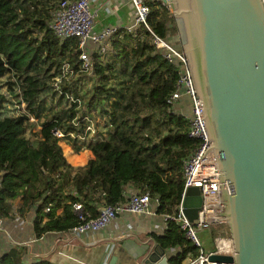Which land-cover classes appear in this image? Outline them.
<instances>
[{"label": "trees", "instance_id": "obj_1", "mask_svg": "<svg viewBox=\"0 0 264 264\" xmlns=\"http://www.w3.org/2000/svg\"><path fill=\"white\" fill-rule=\"evenodd\" d=\"M53 1L0 0V78L15 77L27 104L24 113L5 115V96L0 92V219L9 217L13 204L20 200L17 213L23 218L33 211L36 238L46 232H66L79 223L74 202L82 203L87 219L95 218L103 205L123 201L127 183L157 198V214L175 215L184 186L183 159L198 140L188 135L187 117L175 112L169 101L178 71L155 51L147 31L128 50L132 34L120 29L111 40L113 59L103 63L94 55L97 64L92 73L98 85L86 99L89 105L115 99L108 111L109 138L87 143L92 158L84 166H72L51 134L52 127L60 126L59 117L42 124L35 144L28 138L29 117L39 116L42 104L37 98L47 89V77L58 74L63 60L77 71L76 41L59 40L49 27ZM146 3L151 8L147 20L154 32L162 37L176 33L167 2ZM127 72L131 87L113 93L115 86L108 80L120 82ZM63 90L77 94L75 86L64 85ZM69 113L68 126L75 129L70 120L76 112L70 109ZM180 224L169 218L161 234H150L164 249L178 248L170 256V264H184L199 253ZM201 235L210 240L213 236L206 231ZM26 255L25 245L13 244L0 254V264H55L45 258L28 262Z\"/></svg>", "mask_w": 264, "mask_h": 264}, {"label": "water", "instance_id": "obj_2", "mask_svg": "<svg viewBox=\"0 0 264 264\" xmlns=\"http://www.w3.org/2000/svg\"><path fill=\"white\" fill-rule=\"evenodd\" d=\"M161 1L172 7L202 103L235 251L208 260L264 264V0ZM181 204L195 220L199 188H186ZM147 252L142 264L169 263L159 243Z\"/></svg>", "mask_w": 264, "mask_h": 264}, {"label": "built area", "instance_id": "obj_3", "mask_svg": "<svg viewBox=\"0 0 264 264\" xmlns=\"http://www.w3.org/2000/svg\"><path fill=\"white\" fill-rule=\"evenodd\" d=\"M119 1L120 4H126L129 8L131 22L125 26L126 29L122 28L120 22H116L115 24L104 25L99 31L94 30L95 20L100 10L107 14L116 12L115 0H54L55 7L49 27L59 40L73 38L76 41L78 50L77 71L86 74H91L97 64L95 54L99 56L100 61L106 62L107 53H113L111 40L120 29H125L127 33L132 34L135 38L134 41L143 39V33L147 31L149 43L154 46L155 51L159 52L164 59L176 67L179 76L175 91L169 95V101L172 108H174V104L179 105L182 102L184 105L187 102V116L182 112L177 113L187 117L188 135L197 139L198 144L183 159L184 186L177 213L175 215L160 214L163 217L161 233L167 225V219L180 221L181 229L199 250L197 256L188 257L184 264H234L208 260L209 255L234 256L235 251L223 216L225 205L220 189L221 182L217 170L216 155L209 149L211 142L203 117L202 103L198 97L193 75L185 52L180 45L178 35V39L173 40L171 34L162 37L154 32L147 20L151 12L150 6L146 3L147 0H118V4ZM150 1L157 2L159 0ZM75 73V67L71 62L68 60L61 61L58 74L53 78L51 86L64 98L67 109H74L77 113L82 107L81 96L62 89L64 84H68L69 77ZM6 82L0 90L5 96L3 113L9 116L24 113L27 104L22 99L20 84L15 77L11 76ZM29 121H33L32 115H30ZM70 124L75 129L54 126L51 128V134L59 140L68 137L77 139L80 141L78 144L81 145L97 138L98 131L91 117L77 114L70 120ZM191 186L198 187L201 196L197 218L193 221H189L184 216L181 204L186 188ZM68 193L75 194V190H68ZM123 197V201L115 205H103L95 218L88 219V214L84 212L82 203L79 201L74 202L73 209L79 223L66 232L73 236L84 233H97L124 213L141 215L156 213L157 198L151 197L148 192H143L136 186H133L132 189L123 187ZM213 224L220 226L218 232H214L212 229ZM205 231L213 235L211 239L212 248L209 251L204 249L200 237V234ZM172 255L174 254H166L168 260Z\"/></svg>", "mask_w": 264, "mask_h": 264}, {"label": "crops", "instance_id": "obj_4", "mask_svg": "<svg viewBox=\"0 0 264 264\" xmlns=\"http://www.w3.org/2000/svg\"><path fill=\"white\" fill-rule=\"evenodd\" d=\"M115 2L117 5L115 13L107 14L100 10L95 20V31H99L104 25L116 22H120L122 28H125L131 22L128 6L120 4V1L118 4V0ZM40 98L41 96L37 100L40 101ZM32 116L33 121L29 122L28 129L36 126L38 131L33 130L36 131L33 135L38 138L41 126L34 123L37 118ZM69 150L71 154L67 156L64 153V155L72 166H84L88 159L92 158L89 149L82 151L81 155ZM133 186L132 183H127L124 188L132 189ZM18 201L19 204L20 200ZM57 212L60 213L61 209ZM32 219V210L23 218L20 216L3 218L5 227L9 228L11 233H8L7 238L1 239V253L13 244H20L27 247V255L24 259L28 262L45 258L55 264H109L114 256L115 264H142L141 261L148 253L147 251L153 247L154 243H158L150 234H160L163 228V217L160 214L124 213L97 233L73 236L67 232L51 231L36 238L32 228ZM201 238L204 249L209 251L212 247L210 238ZM177 250L178 248L165 249L167 255L175 254Z\"/></svg>", "mask_w": 264, "mask_h": 264}, {"label": "rangeland", "instance_id": "obj_5", "mask_svg": "<svg viewBox=\"0 0 264 264\" xmlns=\"http://www.w3.org/2000/svg\"><path fill=\"white\" fill-rule=\"evenodd\" d=\"M167 4L169 5L170 11H172V7L170 6V4L169 3H167ZM171 38L173 40L178 39L177 33H174ZM134 39L135 38L132 36V40L129 41V43H128V50H131L132 48L136 47L137 42L134 41ZM112 54L113 53H107V57H108L107 60L108 61L113 59ZM103 63H105V61ZM52 71H50V74L52 73ZM54 76L49 75L47 77V80H46L47 89L42 91L41 95H40L41 96L40 102L42 104V109L39 112V116H38L36 122H34V123L36 125L42 126V124H44L46 121H49V120L53 119L54 116H57L61 119L60 127H64L65 129H69L68 116L70 113H69V110L67 109L66 101L51 86V82H52ZM8 78H9V75H6L0 79V90L2 87L5 86V84L7 83L6 80H8ZM118 80L120 82H116L117 81L116 79L112 80V81H110V79L108 80L110 85L115 86V89L113 91V93H115V94L119 90L120 87L125 86V88H127V90H128L131 87V84L133 82L132 78L129 77L128 72L125 73V75H122V80L121 79H118ZM126 82H129V84H126ZM64 85H67V87L69 89H71L72 86H75L76 87V93L79 94L82 98V107L79 109V111H77L76 115L80 114V115H87V116L91 117L92 120L94 121V123L96 125V129L98 131L97 132V138L98 137L103 138V139L109 138L110 125H108V123H109L108 111H109V109H111V105L114 102L115 98L114 97L111 98L109 100V102H106L105 100H101L99 102L95 101L91 105H89V101H87V99H86L87 96H91V94L93 93L94 87L98 85L96 74L95 73L86 74L84 72L76 71V73L74 75L69 77L68 84H64ZM125 94L127 95L126 92H125ZM173 107H174L173 109L176 112H182L183 114H185L187 116V113H188L187 102H185L184 105L182 102H180L179 105L174 104ZM104 123H105V125H104ZM32 127H30L28 129L27 136L35 144V142L37 141V137H34L33 134H36V131H38V130H36V126H34L33 128ZM33 130H36V131H33ZM78 142H80V141L77 139L69 138V137L66 139L59 140V144L62 148V151L67 156H69L71 154L69 149H71L74 153H77L79 155H81V153H83L84 151L88 150L87 143H85V145H81V144H78ZM75 149H77V151H75ZM74 167H81V166L77 165ZM18 202L19 201H16L13 204V206L10 210L11 215L9 217H11V218L19 217V215L17 213ZM212 229L214 230V232H218L220 230V226L213 224ZM8 233H11V231L9 230V228L5 227L3 219H0V241L3 238H7L6 236L8 235ZM12 237H13V235H12ZM200 237H202L201 234H200ZM210 244H212V242H210ZM1 252H2V250H0V254H1Z\"/></svg>", "mask_w": 264, "mask_h": 264}, {"label": "clouds", "instance_id": "obj_6", "mask_svg": "<svg viewBox=\"0 0 264 264\" xmlns=\"http://www.w3.org/2000/svg\"><path fill=\"white\" fill-rule=\"evenodd\" d=\"M61 135H62V133H61ZM81 163H84L83 161H81Z\"/></svg>", "mask_w": 264, "mask_h": 264}, {"label": "bare ground", "instance_id": "obj_7", "mask_svg": "<svg viewBox=\"0 0 264 264\" xmlns=\"http://www.w3.org/2000/svg\"><path fill=\"white\" fill-rule=\"evenodd\" d=\"M184 1V0H183Z\"/></svg>", "mask_w": 264, "mask_h": 264}]
</instances>
